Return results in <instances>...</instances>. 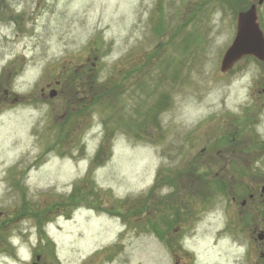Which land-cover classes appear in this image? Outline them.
Segmentation results:
<instances>
[{
  "label": "rangeland",
  "instance_id": "obj_1",
  "mask_svg": "<svg viewBox=\"0 0 264 264\" xmlns=\"http://www.w3.org/2000/svg\"><path fill=\"white\" fill-rule=\"evenodd\" d=\"M256 1L0 0V264H264Z\"/></svg>",
  "mask_w": 264,
  "mask_h": 264
},
{
  "label": "water",
  "instance_id": "obj_2",
  "mask_svg": "<svg viewBox=\"0 0 264 264\" xmlns=\"http://www.w3.org/2000/svg\"><path fill=\"white\" fill-rule=\"evenodd\" d=\"M263 0H258L262 3ZM245 55H252L259 61H264V33L258 22L255 5H251L247 10L240 11L236 19V32L231 44L226 48L220 61V71L230 70L233 64ZM52 92L51 95H54ZM264 192V186L262 187ZM263 233L258 234L259 239H263ZM37 261L32 264H41Z\"/></svg>",
  "mask_w": 264,
  "mask_h": 264
},
{
  "label": "flooded vegetation",
  "instance_id": "obj_3",
  "mask_svg": "<svg viewBox=\"0 0 264 264\" xmlns=\"http://www.w3.org/2000/svg\"><path fill=\"white\" fill-rule=\"evenodd\" d=\"M263 4H264V2H262V3H258V2L256 1V3H255V2H252V3L249 5V7H250L251 5H255V6H256L257 15H258V21H259L258 6H262ZM247 8H248V7H247ZM247 8H245V9H247Z\"/></svg>",
  "mask_w": 264,
  "mask_h": 264
},
{
  "label": "trees",
  "instance_id": "obj_4",
  "mask_svg": "<svg viewBox=\"0 0 264 264\" xmlns=\"http://www.w3.org/2000/svg\"><path fill=\"white\" fill-rule=\"evenodd\" d=\"M168 221H169V222H173V221H170V220H167V219H166V222H167V223H168Z\"/></svg>",
  "mask_w": 264,
  "mask_h": 264
}]
</instances>
